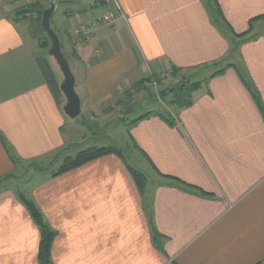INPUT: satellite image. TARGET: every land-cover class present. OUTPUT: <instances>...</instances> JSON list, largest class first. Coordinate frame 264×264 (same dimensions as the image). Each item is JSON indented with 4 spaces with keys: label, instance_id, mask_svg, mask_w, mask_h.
<instances>
[{
    "label": "crops",
    "instance_id": "0c3cea01",
    "mask_svg": "<svg viewBox=\"0 0 264 264\" xmlns=\"http://www.w3.org/2000/svg\"><path fill=\"white\" fill-rule=\"evenodd\" d=\"M34 1L45 10L51 0ZM52 1L54 11L62 9L50 26L61 35L85 111L172 68L201 75L182 106L166 108L174 126L153 114L130 126L134 149L156 178L144 196L113 154L33 181L29 197L56 232L52 263L264 264V119L239 76L264 108V18L230 52L201 0H116L120 18L78 44L74 29L104 14L105 0ZM217 3L235 34L264 16V0ZM22 4L0 0V178L14 172L11 156L29 166L52 156L57 166L80 148L67 124L74 119L62 110L65 99L57 105L29 48L27 24L36 19L15 17ZM227 56L237 62H221ZM149 222L162 237V252ZM38 242L26 209L0 188V264H38Z\"/></svg>",
    "mask_w": 264,
    "mask_h": 264
},
{
    "label": "rangeland",
    "instance_id": "374dc122",
    "mask_svg": "<svg viewBox=\"0 0 264 264\" xmlns=\"http://www.w3.org/2000/svg\"><path fill=\"white\" fill-rule=\"evenodd\" d=\"M21 2H23V0H21ZM85 3L86 1H82V5ZM61 9L62 8L60 6L59 10L56 9L53 12L51 17L52 27L54 26L53 22L55 20L56 13H58V11L60 12ZM30 17L36 18L35 15ZM27 25L29 26L30 39L28 35H26V38L28 39L27 42L33 55L35 57H46L55 73V76L61 83L63 80L62 74L56 62L47 54L49 47L47 50H45L44 47H41V41L46 40V34L42 31L41 20H29ZM59 36L61 38V35ZM234 54H236V52ZM67 59L69 68L72 73H74L72 70V63L68 57ZM227 61L237 62L235 58L230 56L224 57L221 62ZM209 67L212 68L211 66ZM191 74L192 71H186L179 72L177 74L175 73L171 76L170 72H163L160 73L157 78L146 77L147 79L144 78L142 81L143 88L135 89L132 91L133 93L130 92V95L120 93L122 96H119L120 94L117 97L113 96L107 100V102H102L97 106L95 105L93 112L85 111L84 109L87 106L81 105L80 114L74 119V121L70 122V120L67 119V124L70 125V129L73 130L74 133L73 140L77 141L78 145H80L78 151L86 149L90 146H115L121 149L125 160L145 176L147 180V187H149L150 184L156 180L155 174L153 173V169L150 164L134 149L128 134V131L130 130L129 122L150 111L163 113L167 112L166 108L172 109L175 104L170 105L169 102L173 99L175 100L174 95L178 93V90L175 92L170 91L175 87L177 88L185 81L196 82L201 78V75ZM152 81H155V84H153ZM162 91L165 93L161 97L160 92ZM185 99L186 98H184V101ZM71 152L72 151H70V153ZM64 157L65 156L61 159ZM51 158L52 156L47 157L44 159L45 161L38 162V165L35 164L39 167V169H36L34 164L30 166L26 164L19 165L17 162V165L14 166V172L0 178V188H8V190L12 191L18 202H20L18 193H22L26 198L33 200L28 194L30 185L34 180L38 179V175L40 176L52 172L58 166V164L57 166L50 165L53 163H50L51 161L49 162ZM24 168H27L26 171Z\"/></svg>",
    "mask_w": 264,
    "mask_h": 264
},
{
    "label": "trees",
    "instance_id": "16d2710c",
    "mask_svg": "<svg viewBox=\"0 0 264 264\" xmlns=\"http://www.w3.org/2000/svg\"><path fill=\"white\" fill-rule=\"evenodd\" d=\"M201 1L203 2L205 8L207 9V12L209 14V17H210V20H211V23L213 24V26H215L224 35V37L226 39H228L229 44L232 45L230 52L235 51L237 49V45H239V42H237L236 39L243 37V36L247 35L248 33H250L252 28H253V23L255 21H258L259 19L264 18V16H258V17L251 19L248 22V29L246 30V32H244L242 34H235V33L231 32L229 25L225 21L223 15L221 13V10L219 8V5L217 3V0H201ZM43 10H44V8L40 4H38L37 2H33L30 5L22 4L18 8L14 9L16 18H18V17L26 18V17H30L32 15H35L36 20H41V14H42ZM224 28L228 29L230 31L231 38L227 37V35L223 31ZM55 34H56V32H55ZM45 39L46 40L41 41V47H44L45 50H47L48 47L50 46V41H49L47 36ZM58 40H59L60 50L68 62L67 55L63 51V45L60 42V36H59ZM71 53H73V49H71ZM35 62L37 64V67H38L45 83L47 84L49 90L51 91L57 105L61 106L63 101H64V97H63V95L59 89L60 82L58 81L57 77L55 76V73H54L49 61L46 59V57L41 56V57H35ZM230 66H233V64H228L224 69H220V70L215 71L214 73L211 74L210 78H212L218 74L223 73V71H225V69L227 67H230ZM177 71H178V69L172 68L171 76H173ZM239 76H240L241 80L244 82V84H245L246 88L248 89V91L250 92L251 96L253 97V99H254V101H255V103H256V105H257V107H258V109H259V111H260V113L264 119V108L261 104V101L259 99L258 94L252 88V85L250 84V82H248L244 78L243 75L239 74ZM199 85H200L199 81L193 82L190 84L188 81H185L184 83L179 85L177 88L175 87L170 92H175L176 90H178V93H176L174 95L175 100L173 99L172 101L169 102V104L170 105L175 104V106L176 105L182 106L184 104V98H186L187 96L189 97V94L192 92L190 90L193 87H196ZM185 88H187V89L185 90ZM161 93L162 92H160V96L162 97L164 94H161ZM189 103L190 102H187L186 105H189ZM151 114L159 116L167 124H169L170 126H174L173 119L170 117L168 112H163V113L162 112H147L144 115L140 116L139 118L129 122V126H133L135 123H137L138 121H140L142 119L147 118ZM110 154L116 155L119 159H121V161L123 162V164L127 168L130 176L132 177L133 181L135 182V185H136L140 195L144 196L145 192H146V186H147V180H146L145 176L140 171L136 170L133 166H131L125 160L122 150L115 147V146H106V147L90 146L86 149L78 151L73 156H66L62 159V161L57 166V168L54 171L50 172L49 177H56V176L62 175L64 173L69 172L73 169H76V168H78V167H80V166H82V165H84V164H86L92 160H95L97 158H100V157H103L106 155H110ZM54 157H58V153L55 154ZM10 159H11V162L13 163V165L17 164L18 161L14 157L11 156ZM36 169H39V168H36ZM161 176L164 178H170V179L175 180V178H173V177H169V176H165V175H161ZM4 179H6V178H4ZM177 181H179V180H177ZM181 183L183 184V182H181ZM187 185L185 184L183 187L186 189H189L190 188L189 186H191V185H189V184H187ZM18 194H19L20 203L26 209L29 217L31 218L32 222L34 223V225L37 227V229L39 231V242H38V249H37V263L38 264H53L52 259H51V247H52L53 240L56 236V232L54 229H52L50 227V225L48 224L47 220L45 219L43 213L40 211L38 206L33 202V200L26 198L22 193H18ZM149 226H150L152 241H153L155 247L159 251L162 252L163 251L162 237L156 231L154 224L152 222H149Z\"/></svg>",
    "mask_w": 264,
    "mask_h": 264
},
{
    "label": "water",
    "instance_id": "95a60500",
    "mask_svg": "<svg viewBox=\"0 0 264 264\" xmlns=\"http://www.w3.org/2000/svg\"><path fill=\"white\" fill-rule=\"evenodd\" d=\"M54 9L55 5L51 0L49 8L43 10L41 14V27L50 41L47 54L53 58L62 74L63 80L59 85L60 92L65 99L62 110L69 119H75L80 114V99L74 89V76L69 68L67 60L60 50L58 37L50 26V17Z\"/></svg>",
    "mask_w": 264,
    "mask_h": 264
},
{
    "label": "built area",
    "instance_id": "2783aa9c",
    "mask_svg": "<svg viewBox=\"0 0 264 264\" xmlns=\"http://www.w3.org/2000/svg\"><path fill=\"white\" fill-rule=\"evenodd\" d=\"M34 0H23L25 5H30ZM109 7L108 10L99 17H95L90 22L79 24L74 29V34L77 38V43L81 44L88 41L92 37L93 31L100 25H111L121 16V9L116 0H105ZM155 84V81H152Z\"/></svg>",
    "mask_w": 264,
    "mask_h": 264
}]
</instances>
